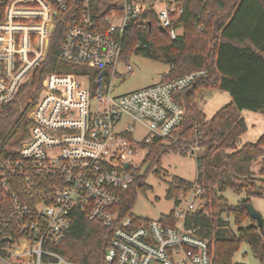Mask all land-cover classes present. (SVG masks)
Masks as SVG:
<instances>
[{"label": "built area", "instance_id": "built-area-1", "mask_svg": "<svg viewBox=\"0 0 264 264\" xmlns=\"http://www.w3.org/2000/svg\"><path fill=\"white\" fill-rule=\"evenodd\" d=\"M92 3L0 0V108L30 82L57 25L64 28L61 60L86 68L44 77L28 115V140L15 159L0 164V264H80L55 250L78 215L107 228L103 264H213L210 242L186 224L204 209L200 186L179 192L161 220L122 215L139 145L172 137L184 115L176 97L207 71L121 96L113 95L111 80L125 30H150L154 20L175 40L182 33V0H107L97 16ZM93 71H107L98 79H110L109 87H92ZM136 126L145 130L139 140Z\"/></svg>", "mask_w": 264, "mask_h": 264}, {"label": "trees", "instance_id": "trees-1", "mask_svg": "<svg viewBox=\"0 0 264 264\" xmlns=\"http://www.w3.org/2000/svg\"><path fill=\"white\" fill-rule=\"evenodd\" d=\"M106 1L93 0L95 16L106 11ZM76 5V13L80 15V2ZM182 5L184 13L178 22L182 33L175 40L161 32L154 20L150 30L141 31L136 27L125 30L123 61L137 55L166 64L169 71L162 80L207 71V77L176 97L184 115L169 138L174 143L168 146L165 141L154 139L139 146L148 150L145 162L151 167L157 166L154 173L160 179V159L164 154L172 151L195 157L196 179L186 181L173 177L168 182L167 198L171 200L194 186L204 190L203 211L193 213L186 224L210 242L213 264H237L233 257L242 244L249 247L258 264H264V227L260 230L256 226L245 207L252 197L264 198V135L257 143L236 150L246 129L241 113L264 114V0H207L205 3L182 0ZM63 33L62 25H57L47 56L35 69L30 82L0 108V164L15 159L21 145L28 140L31 125L28 115L44 77L86 71L84 66L61 60ZM98 76L97 71L92 72V87L101 85ZM204 90H218L231 98V103L208 120L198 106L199 95ZM196 147L202 151L197 153L193 150ZM254 164H260L257 172L252 170ZM131 171L134 181L125 196L122 215L131 213L137 192L148 188L143 182L145 174H140L139 168ZM226 190L244 194L245 198L238 205L230 206L221 196ZM229 217L234 218L237 233L230 227ZM108 242L106 227L78 215L55 250L80 264H103Z\"/></svg>", "mask_w": 264, "mask_h": 264}, {"label": "rangeland", "instance_id": "rangeland-1", "mask_svg": "<svg viewBox=\"0 0 264 264\" xmlns=\"http://www.w3.org/2000/svg\"><path fill=\"white\" fill-rule=\"evenodd\" d=\"M155 9L159 11L160 7L156 6ZM128 65L132 68L131 71L127 70L126 67ZM168 71V65L141 56L133 55L126 62L122 59L116 67L117 75L111 80L112 93L113 95L121 96L152 86L161 82ZM101 81L103 87H109L110 79ZM87 83V80H83L82 86L86 87ZM230 99L227 93L217 90H204L199 95L198 106L208 120L217 111L228 105ZM241 116L246 129L239 138L236 150L245 145L257 143L264 135L263 113L243 111ZM144 135V128L136 126L134 138L139 140ZM173 143L174 140L172 141L170 139L164 142L168 146ZM195 151L200 153L202 150H200V147H196ZM147 155L148 150H137L136 157L131 163L132 167L139 168L140 174H145L143 182L148 187L143 192H137L131 208V215L140 219L158 221L163 216L169 215L175 208L173 199L170 200L167 198L168 182L173 177H178L186 181H194L197 177V164L194 156H181L169 151L160 159V167L162 169L160 179L154 173L157 170V166L152 165L151 167L149 162H145ZM221 196L225 198L230 206L238 205L245 198L244 194H237L231 190L224 191ZM204 203L205 200L203 201V206ZM249 204L260 214L264 223V198L252 197L250 198ZM228 221L233 232L237 233L234 218L229 217ZM243 225L246 226V223ZM233 261L237 264H258V261L254 258L246 244L240 246L239 251L233 257Z\"/></svg>", "mask_w": 264, "mask_h": 264}, {"label": "water", "instance_id": "water-1", "mask_svg": "<svg viewBox=\"0 0 264 264\" xmlns=\"http://www.w3.org/2000/svg\"><path fill=\"white\" fill-rule=\"evenodd\" d=\"M149 26H150V24H149ZM159 30H160L161 32H164V29H163L162 27H159ZM106 75H107V71H103V72L100 74L99 78L101 79V78H103V77L106 76ZM127 166H128V165H125V167H127ZM245 207H246V210H247L249 216L251 217V219H253V220L255 221L256 226H257L260 230H262L263 227H264V223H263V220H262L260 214L257 213V212L252 208V206H251L249 203L246 204Z\"/></svg>", "mask_w": 264, "mask_h": 264}, {"label": "crops", "instance_id": "crops-1", "mask_svg": "<svg viewBox=\"0 0 264 264\" xmlns=\"http://www.w3.org/2000/svg\"><path fill=\"white\" fill-rule=\"evenodd\" d=\"M217 91H218V90H217ZM229 103H231V99H230V102H229ZM259 166H260V164H254V165L252 166V170H253L254 172H257Z\"/></svg>", "mask_w": 264, "mask_h": 264}]
</instances>
